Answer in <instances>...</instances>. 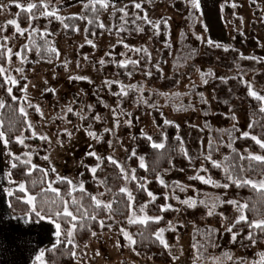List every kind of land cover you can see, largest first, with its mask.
Instances as JSON below:
<instances>
[{
  "label": "rangeland",
  "instance_id": "374dc122",
  "mask_svg": "<svg viewBox=\"0 0 264 264\" xmlns=\"http://www.w3.org/2000/svg\"><path fill=\"white\" fill-rule=\"evenodd\" d=\"M88 2L94 0H70L68 3L39 0L41 5H47V11H55V17L61 18L57 19L59 25L51 41V47L56 48L59 55L49 62L29 52L21 63V55L16 53L21 54V47L37 28L30 31L29 27H19L23 30L21 35L16 31L18 24L8 23L16 20V13L9 7L19 3L26 8L35 2L0 0V47L3 39L6 47V63L2 67L17 82L25 81L28 101L39 106L43 113L41 117L36 111L38 117H35L28 103L22 100L27 119L37 137H48V150L44 156L48 159L40 164L31 163L47 173L48 186L53 187L57 177H62L71 180L76 186L74 191H78L86 158H92L88 165L92 173V168L97 169L103 159L111 157L123 167L122 188L130 192L129 183L134 174L131 159L135 158L137 165L143 159L134 153L136 138L150 136L151 145L164 144V130L168 125L177 128L185 159L160 174L154 185L145 181L146 201L131 207L124 221L110 217L101 220L104 227L85 243H78L73 234L74 264H164L137 256L133 244L121 232L123 229L132 237L129 228L139 223H129L133 213L137 221L160 217L154 215L151 208L159 196L164 198L161 209L170 206L167 209L175 211L168 224L161 228L167 247L161 245L172 259L168 264H240L241 260L244 264H257L260 253H264V242L242 249L231 237L226 245L221 244L223 233L241 214L227 201L242 204L235 197L236 184L228 178L224 158L232 147L231 138L244 137L243 134L248 133L250 119L246 106L239 100L230 105L227 112L221 111L215 95L219 88L217 84L225 83L234 93L247 87L248 99H255L249 95V88L264 96V0H199L200 7L193 24L190 23V0H157L153 4L146 0H107L109 7L100 19L104 32L96 39L86 36L87 22L81 15ZM129 3L146 5L144 14L153 30L164 21L168 29L167 46L156 44L152 30L134 37L110 33L114 12L124 11ZM67 16L81 17L73 37L64 34L63 19ZM7 25L12 26V31L4 36ZM235 33L245 39L254 37L256 46L235 49L232 44ZM187 46L197 50V55L193 59L179 60L178 56L188 51ZM9 48L12 49L11 62ZM212 48L226 52L234 49L239 57H248L244 58L245 64L257 68L248 71L246 66L230 70L209 66L205 60ZM131 61H138V70L123 81L115 68ZM27 63L33 66L26 71ZM0 100H3L1 95ZM69 107L73 109L71 113L67 111ZM65 130L71 133L70 137ZM89 131L95 138L88 135ZM22 146L30 157L36 151L25 139ZM0 148L8 176L7 168L11 166L12 158L2 141ZM92 152L95 156L89 155ZM240 154L245 158L258 155L248 149L240 150ZM214 162L220 166H214ZM212 167L221 171L219 177L211 171ZM198 175L211 178L220 186L195 179ZM8 179L4 189L15 187ZM224 184L229 186L224 188ZM70 188L73 191L72 186ZM96 198L104 202L100 192ZM188 199L195 202L194 207L181 203ZM210 208L213 215H208ZM197 246L201 247L200 252H197Z\"/></svg>",
  "mask_w": 264,
  "mask_h": 264
},
{
  "label": "trees",
  "instance_id": "16d2710c",
  "mask_svg": "<svg viewBox=\"0 0 264 264\" xmlns=\"http://www.w3.org/2000/svg\"><path fill=\"white\" fill-rule=\"evenodd\" d=\"M35 2L36 8L31 13L22 11L16 6H10V10L16 13V21L19 27L26 28L32 31L29 34L26 45L21 47V56L25 58L29 52L36 53V55L45 61L56 60V53L49 52L51 48V41L54 33L57 30L59 21L55 16L44 15V8L39 3V0H31ZM62 3H68L70 0H54ZM157 0H146L147 3L153 4ZM191 1V0H190ZM192 4V2H191ZM88 5V7H85ZM84 5L81 11L82 17L86 20L85 32L88 38L96 39L103 32L101 27V17L105 14L106 9L102 8L100 4L95 2H88ZM146 5L142 4L140 8H136L134 4L129 3L124 11L116 10L113 17V25L110 30L111 34H115L120 37L131 36L134 37L140 32L155 31L153 40L156 44L167 46L168 29L164 21L159 23L158 28L153 30L151 25L143 19L145 17L144 8ZM126 13V14H125ZM190 23L196 21L197 9L193 6L189 11ZM31 17H35L32 19ZM91 21V23L89 22ZM81 24V17L67 16L63 19V25L65 27L64 34L68 37H73L76 33V28ZM48 29L49 32L42 33L41 30ZM12 26L7 25L4 30V36L10 35ZM51 31V32H50ZM0 47V66L6 63V47L5 40L3 39ZM232 44L235 49L238 47L247 48L255 47L256 40L254 37L243 38L240 33H235ZM187 52L183 55H179V60L193 59L198 51L187 46ZM163 57V56H162ZM205 62L211 66L215 65L220 68L232 69L248 67V71H253L257 67L249 66L245 64L247 60L239 57L238 53L234 49L228 50V52L220 48H212L208 51ZM33 66L31 63L26 64V71ZM60 69L59 66L56 67ZM138 70V66L133 63H128L125 66H116L115 72L123 81H126L128 77ZM218 90L215 95V102L223 112H227L230 105L237 100L241 104L246 106L247 113L250 119L248 127L249 137H234L231 138L232 147L228 150L227 155L224 158V164L228 169L229 175L232 180H243L246 177L257 178L264 180V163L250 160L248 158L241 159L240 150L248 149L250 152L264 156V149H261L259 145L255 143L250 137L256 136L261 140H264V112L260 109L264 107V104L257 99H248V88H241L238 93H234L230 86L225 83L217 84ZM25 81L20 80L15 85H11L13 88L12 95L18 99L13 101L8 95L6 88L9 85L4 84V78L0 75V95L5 102V107L0 109V121L3 122L0 130L4 131L9 138V144L7 149L18 156L21 160L28 159L24 154L26 153L24 147L16 142V137L23 135L25 141L36 148L34 154L30 157L31 162L40 164L44 160V156L48 150V143L45 140L39 138H33L31 131L27 130L25 124V117L21 116L19 107L23 100V87ZM31 111L35 117H38L36 110L31 107ZM164 147L157 149L152 147L150 141L144 137H137L134 143L135 155H141L143 157V163L145 167L137 165L135 158L131 159V165L134 168L135 179H132L129 183L130 193L133 200L130 202L128 196L122 193L120 189L123 187V173L121 169L116 165L109 162L108 159H103L100 165L97 167L95 174L91 173L88 169V165L91 163L92 158L87 157L83 171L81 173V181L84 191H71L70 185L66 180H56L53 183V188H56L59 192L49 190L47 177L45 172L41 171V168H36L32 171L31 175H26L30 165L21 164L16 161L18 167L16 169H10L12 173V179L15 181H21L26 185L27 194L34 196L35 204L38 209H43L45 212H50L54 215L57 210L62 211L63 202H68L69 211H71L77 220L72 221L70 217H60L58 222L61 224V236L59 242L55 245L45 249L44 261L45 264H74L75 254L74 247L68 243L67 231L75 224L74 237L78 243H85L93 232L101 229L100 221L106 218H112L119 222L124 221L130 212L131 207H138L142 205L147 199V193L144 188L145 181L150 185L156 183L158 176L172 167L178 165L184 161V153L182 144L177 136V128L174 125H168L164 130ZM211 171L220 176L221 171L213 168ZM197 183V182H195ZM143 185V187H141ZM202 185H200L201 187ZM103 196V203H111L112 208L109 212L105 208L95 207L91 197L97 196L98 193ZM71 193V195H69ZM24 194L16 192V196L8 197L7 203L9 212L13 215H27L30 206L24 202L17 200L16 197L23 196ZM236 199L242 204H247V209L244 210V214L249 221L261 220L264 218V191L252 188L250 185L236 186ZM75 198L76 204L72 203V199ZM11 204V207H9ZM131 204V207L129 205ZM164 204V198L159 196L152 204V213L154 215L162 217L158 222L155 220H148L146 223H137L130 226L129 230L132 235L135 244H133V250L140 258H150L151 260L168 264L172 261L171 256L163 248L160 241L157 239V232L159 229L165 227L168 221L174 216V210H162L161 206ZM82 206V207H81ZM79 209V210H78ZM87 210V217H85L84 210ZM95 216L93 220L90 217ZM35 220V217H32ZM55 224V223H54ZM250 229L247 223L241 222L235 224L232 231L228 230L223 233L222 245L231 239L233 234L236 235L234 244L238 247L245 249L253 245L247 239V235ZM253 232V238L257 241L255 244H261L264 242V233H260L258 230L251 229ZM201 247L197 246V252H200ZM33 264H37L33 262Z\"/></svg>",
  "mask_w": 264,
  "mask_h": 264
},
{
  "label": "snow or ice",
  "instance_id": "6c2138e0",
  "mask_svg": "<svg viewBox=\"0 0 264 264\" xmlns=\"http://www.w3.org/2000/svg\"><path fill=\"white\" fill-rule=\"evenodd\" d=\"M94 2L100 4V6L102 8H104V9H107L109 7V3L107 2V0H94ZM191 2H192V6L194 8L199 9V7H200L199 0H191ZM15 6L17 8H20L22 11H27L29 13H31L32 10L34 8H36V5L32 4V3H29L26 6V8H25V6H23V5L19 4V3H17ZM42 6L45 8L44 15H47V16H55L56 15L55 11H47V5L46 4H44ZM85 7H88V5H85ZM135 7L136 8H140L141 5L140 4H135ZM121 11H123V9H121ZM31 18L34 19L35 17H31ZM56 18L57 19H61L59 16H56ZM143 19L146 20L147 17L145 16V17H143ZM89 22L91 23V21H89ZM8 23L9 24H13V25H17V21L15 19L9 20ZM100 26L103 27V24H101ZM65 27L67 28L68 25H65ZM16 31L19 32L21 35H23V30L20 29L18 25L16 27ZM88 43L91 44L92 42L88 41ZM209 43H212V42L209 41ZM7 51L9 53V56H8L9 62H11L12 49L9 48ZM48 51L49 52H54L57 55H59L57 49L54 48V47L49 48ZM16 55L20 56L21 54L20 53H16ZM243 58L247 59L248 57H243ZM23 62H24V60H23V57L21 56V63H23ZM101 63H103V61H101ZM131 63L136 64V63H138V61H131ZM17 71H22V70L21 69H17ZM6 73H7V70L5 68H3L2 66H0V75L5 77L4 84L15 85L17 83V80L14 77L8 76ZM76 79H85V78L84 77H76ZM205 83H206V81H205ZM130 87H135V86H130ZM6 91H7L8 95L11 97V99L13 101H16L18 99L16 96L12 95V92H13V88L12 87H7ZM23 91L25 92V96L23 97V101L27 102L29 107H35V110L38 113H40L41 117H43V113L40 111L39 106H33L28 101V98H27V95H26V93H27V86L26 85L23 87ZM124 94L126 95L127 93L125 92ZM249 95H251L252 97H254L255 99H257V100H259L261 102H264V96H262V95L258 94L257 92L253 91L251 88H249ZM4 107H5V102L3 100H0V109H2ZM260 110L262 112H264V107H262ZM67 111L69 113H71L73 111V109L71 107H69L67 109ZM19 112H20L21 116L25 117V121L24 122L27 125V130H31L32 137L48 141V137L47 136H38L37 137V133H36L35 129L32 127L31 122L28 121V119H27V112H26V110H25V108L23 106V103L19 107ZM165 123H170V122L165 121ZM2 124H3V122L0 121V127H2ZM65 131L67 132V130H65ZM67 135L70 137L71 133L67 132ZM88 135L92 136L93 138H95V134L93 132H91V131L88 132ZM243 135H244V137H249V133H247V132H245ZM250 138L253 141H255V143L257 145H259V147L261 149H264V140H261V139H259L256 136H251ZM24 139L25 138L23 137V135L18 136V137H16V142L23 145L24 144ZM147 139L151 140V137L149 136V137H147ZM0 141L3 142L5 147H7L9 142H10L8 136L2 130H0ZM152 147L157 148V149H162L164 147V144L163 143H153ZM24 155L26 157H28V159L21 160L20 156L9 152V156H11V158H12L11 168L12 169H16L18 167L16 161H19L21 164L30 165L26 175H31L32 171H34L37 168V166L35 164L31 163V158H30V154L29 153H25ZM89 155L95 156V153L92 152V153H89ZM44 159L47 160L48 157H44ZM97 159H100V158L97 157ZM107 159L109 160L110 163L116 164L118 167H120L121 168V172L124 173L123 167L120 166L117 161H115L111 157H108ZM241 159H244V157H241ZM248 159L264 163V156H261V155H249ZM140 166L141 167H145L142 158H141ZM214 166L219 167L220 165L216 164L214 162ZM41 171L43 172L44 170L41 169ZM53 171H55V170L53 169ZM91 171H92L93 174H95L96 168H92ZM133 173H134V170H133ZM44 174L47 175L46 172ZM8 178H9L8 179L9 184L10 185H15V187H9V188L4 189V191L7 193V196L10 197V198L14 197V196H16V192L18 191V192H20V193H22L24 195L16 197L17 200H19L21 202H24V203H26V204H28L30 206L29 212L27 213L26 218H25V222L27 224H32V223L40 224L43 221L48 220L50 223H55L57 242H59V237L61 236V224L58 222V219H54V217L55 218L70 217L72 221L77 220V217L71 211H69L68 202L64 201L63 202L62 211L57 210L54 213V215L51 214L50 212H45L43 209H38L37 208V206L35 204V199L36 198L34 196L30 195V194H27L26 185L24 183H18L17 184V182L12 179V173L11 172L8 173ZM124 178L127 179V175L126 174L124 175ZM228 178H229V180H232L231 176H229ZM57 179L65 180V178H62V177H57ZM132 179H135V175L134 174L132 176ZM195 179L201 180L203 183H206V184H213L214 186H220V185H216L215 181H212L211 178L205 179L203 176H199L198 175V176L195 177ZM66 182L70 186H72V190L74 191L76 186L72 184V181L71 180H67ZM232 182L235 183L237 187H240L242 185H250L254 189L264 191V180H260L259 182H256V181H253L251 179H243V180L236 179V180H233ZM161 183H163V181H161ZM228 186H229L228 184L222 185V187H224V188H227ZM141 187H143V185H141ZM79 189H80V191H84V188H83L82 184L79 185ZM49 190L52 191V192H56L57 195H59L58 190L56 188L51 187V185H49ZM120 191L122 193L127 194L128 200L130 202L133 200V197H132L131 193L127 190V188H121ZM69 195H71V193H69ZM149 196H152V193L149 192ZM91 199H92L95 207H97V208H101L102 207V208L108 209L109 212L111 211V208H112L111 203H106L105 204L102 201L98 200L95 196H92ZM72 203L73 204L77 203L75 198L72 199ZM181 203L187 204L189 207H194L195 206V202L192 199L181 201ZM227 203L233 204L236 207L237 211L241 213L235 219V222L231 226L228 227L227 230L229 232H231L232 228L235 227V224H240L241 222L247 223L248 226H249V229H250V231H249V233L247 235V239L250 242H252L253 244H255L257 241L253 238V232L251 231V229L258 230L260 233H264V219L249 221L247 216L244 214V210L247 209V207H248L247 204H239L236 201H227ZM9 207H11V204H9ZM129 207H131V204L129 205ZM167 207H170V206H166L162 210H167ZM213 207H215V205H213ZM141 211H143V208L141 209ZM84 214H85V217H87V210L86 209L84 210ZM134 215L135 214L133 213L132 216L129 217V223H136V222L146 223L147 219H149V218H145L144 220L137 221V220H135L133 218ZM208 215H213V211H212L211 208L209 209ZM33 216L35 217V220L32 219ZM90 218L93 219V220L96 219V217L94 215L91 216ZM12 219H17V218L15 216H13ZM150 219H153L156 222H158L160 219H162V217H155V218H150ZM100 224H101V227H104V222L103 221H100ZM74 229H75V224H73L72 228L67 231L66 235H67L69 244H73L72 237H73ZM163 231H164L163 229H160L159 232L156 234V236H157V239L160 240V243L164 244V246L167 247V243L164 241V239L162 238V235H161L163 233ZM121 232L123 233L125 238L130 241V243L135 244V241L132 239V237L126 231L121 229ZM92 234L94 236L96 235V233H94V232ZM232 239H233V241L236 240V235L235 234H233ZM73 255H74V253H73ZM97 255H99V253H97ZM43 256H44V252H43V250H41L39 255H37L36 258H35L36 261L39 262V264H44V261L42 259ZM229 258H231V257H229ZM240 264H244V261L241 260ZM257 264H264V253H260V260L257 262Z\"/></svg>",
  "mask_w": 264,
  "mask_h": 264
},
{
  "label": "crops",
  "instance_id": "0c3cea01",
  "mask_svg": "<svg viewBox=\"0 0 264 264\" xmlns=\"http://www.w3.org/2000/svg\"><path fill=\"white\" fill-rule=\"evenodd\" d=\"M5 159L0 148V264H33L40 251L57 243L55 224L48 220L40 224L25 222L26 215L9 212ZM9 166V165H8ZM11 166L7 168L10 172ZM15 216L17 219H12ZM44 261V256H43ZM45 264V261H44Z\"/></svg>",
  "mask_w": 264,
  "mask_h": 264
}]
</instances>
